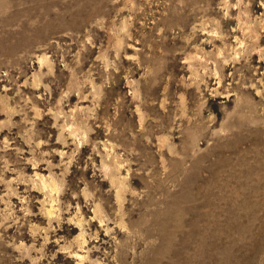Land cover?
Here are the masks:
<instances>
[{
  "label": "rangeland",
  "instance_id": "rangeland-1",
  "mask_svg": "<svg viewBox=\"0 0 264 264\" xmlns=\"http://www.w3.org/2000/svg\"><path fill=\"white\" fill-rule=\"evenodd\" d=\"M0 264H264V0H0Z\"/></svg>",
  "mask_w": 264,
  "mask_h": 264
}]
</instances>
